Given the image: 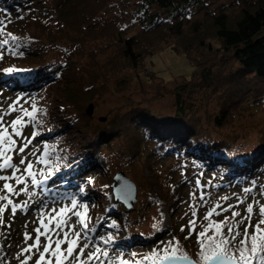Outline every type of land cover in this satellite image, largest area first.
I'll return each mask as SVG.
<instances>
[{"label":"trees","instance_id":"1","mask_svg":"<svg viewBox=\"0 0 264 264\" xmlns=\"http://www.w3.org/2000/svg\"><path fill=\"white\" fill-rule=\"evenodd\" d=\"M116 1L123 9L134 3L133 33L128 34L129 24L121 25L122 15L104 23L94 19ZM207 1L89 0L74 15L73 9L67 12L74 0H0V21H4L0 88L44 104L32 117L36 136L44 139L39 144L55 145L46 153L45 173L54 172L47 183L96 207L89 236L103 252L155 246L173 234L162 223L149 233L138 231L145 210L137 203L127 209L113 199L106 152L116 150L121 162L130 159L128 154L146 153L144 162L164 147L161 156L182 157L187 167L216 176L219 188L234 184L254 188L264 178V0H229L215 7H208ZM197 5L204 9L193 16L191 8ZM165 45L183 53L191 65L189 77L175 75L170 90L162 85L174 95L172 114L132 101L105 116L85 112L90 102L95 111L106 95L126 90L130 80L122 75L127 71L135 77L154 75L145 69L146 59ZM54 51L60 54L57 61L50 58ZM8 68L19 71L8 74L4 71ZM178 76L183 80H176ZM196 89L204 90L210 107L195 106L187 91ZM133 165L127 161L123 169L126 172ZM157 180L148 183V200L165 207L169 200L161 196V189H169L160 181L157 189ZM176 183L174 191L180 180ZM42 196L48 195L43 191ZM169 208L172 215L175 206ZM237 211L244 216L241 208ZM241 217H233L234 224ZM257 220L253 214L251 224ZM248 225L246 221L240 226L241 235L231 244V252L239 254L233 247L245 239ZM10 231L4 237L14 238ZM250 233L245 240L249 248ZM182 238L179 235L185 241ZM6 239L0 237V253L6 249ZM194 257L200 260L199 254Z\"/></svg>","mask_w":264,"mask_h":264},{"label":"rangeland","instance_id":"2","mask_svg":"<svg viewBox=\"0 0 264 264\" xmlns=\"http://www.w3.org/2000/svg\"><path fill=\"white\" fill-rule=\"evenodd\" d=\"M88 1L89 0H74L73 7L69 8L67 12L69 13L73 9L70 13L73 14L74 12L75 15L79 7ZM131 1L134 2L135 0ZM226 1L229 0H210L207 1V6L215 7L220 2ZM134 6V3H132L128 8L123 9L119 5V2L116 1L113 6L107 7L103 11H98L94 19L104 23L114 16L122 15L123 19L121 25L126 26L129 24L130 29L128 34H130L134 32L135 28L133 27L136 26V18H134L131 13L134 10ZM203 9L204 7L198 5L193 6L191 8V10H193V16L200 15ZM64 47L66 46L64 45ZM59 56L60 54L58 51L50 53V58L52 60L57 61ZM145 69L153 71L154 75L135 77L134 72L130 70L124 73L122 76L130 80L129 86L121 93H108L109 95H106L104 100L98 103L97 110L94 111L93 108L95 116H105L107 111L123 107L127 101L148 106L158 113L172 114L174 111V95L170 92H166L164 89L165 87H162V85L165 84L168 87L167 90H170L175 84L173 80L175 75L189 77L191 71L190 62L183 53L175 52L165 45L147 57ZM180 76L176 79L179 82L183 80ZM160 77L162 79H160ZM164 80L166 81L165 83L163 82ZM157 90H159L160 94L157 93ZM203 91V89L187 91L192 94V101L195 103L196 107H206L207 101L205 100ZM32 100L28 95L20 97L17 93L13 94L8 90H3V87L0 88V115L8 113L3 116V121L0 122V132L6 131L3 143L0 144V151L4 153V156H0V163H4V157H11V163L20 169L19 172H16V176L22 177L25 181L24 184L17 185L15 178L11 180H0V196H7L8 199L12 200L13 204L28 203L27 209H18L15 215H13L11 205H8L7 200L0 201V208H4V211L0 212V237L7 238L5 241V243L7 242L5 245L6 251L3 250L2 253H0V264H20V260L28 256L33 257L32 260H29L28 264H34V260L38 258V254H36L34 250L32 252L22 253V249L35 242V237L37 235L35 230L39 228L41 232L40 250H43V245L48 243L47 236L43 235L45 232L44 225L47 226L48 236H51L53 241L51 245L52 250L55 249L56 239H64L63 232L67 231L69 233L68 239H76L74 232H81V238L77 245L74 246L75 251L73 255H81L79 249L83 247L84 243L88 242L91 247L85 250V253L81 256L85 264H121V261H125L127 264H153L166 254L173 255V248L176 249L175 255L186 254L197 260L194 256L201 252L200 241L203 240L206 246L209 243L208 237H212L213 240L218 242L219 237L215 230L216 224L221 225V235L227 236V226L229 224L235 225V222L232 220V212L241 208L244 215H247L245 209L249 203L254 205L253 214L258 217V220L254 224L247 226L248 231H251L250 237L253 235H256L258 238L264 236V224H260V228L262 229L260 233L255 231V226L259 223L260 219H264V217L259 216V207L264 206V195L261 194L264 193L263 177H261L262 180L257 181V186L255 185L254 188H252V186L248 187L247 185L237 186L236 184H234V186L223 185L219 188L216 176H212L208 172H203L202 170L196 171V169L187 167L188 165L185 164L186 161L182 157L173 154L166 157L161 156L164 155V147L156 149L155 152L149 154L144 162L143 157L146 153L140 156L137 155V153H135L134 156L131 155L132 153L130 155L128 154L127 158L131 156L130 159H122L121 162L120 159L117 158V151L115 150L111 153L106 152L108 168L111 169L112 174L120 169L124 170L123 168L124 166L126 167L127 161L134 163L133 169L131 168L129 170L126 168L127 170L126 172L124 170V172L136 184V203L138 205L141 204L145 210L143 214L144 221L139 225L138 231L143 234L149 233L158 223H162L163 226H166L173 234L170 239L167 238L155 246L150 245L144 248L141 245H134L131 249H111L107 252V256L103 255L104 252L99 248L100 252L96 253V257L89 261L87 255L88 251L95 252L93 249L97 248V246H94L91 240L86 241L83 238V225L77 223L80 217L75 216L73 213H82L84 224L90 229L94 217L96 216V207L92 204L84 203L75 193L68 194L62 191L57 192L54 190V187L49 186L48 183L46 185L48 191L45 192L48 196L44 198L45 196H42L43 191L41 188L33 186L31 184V177L24 171L27 164L31 163L33 165L32 171L36 173V178L38 180L42 179L40 173H45L47 168V163L44 162L47 161L46 153L50 150V147L55 146L54 144H39L44 139L41 136H33L35 133L33 130V122L36 123V120L32 116L25 115L24 110L27 109L28 112H32L31 106L35 104L36 113L39 108H43L44 104L41 101L34 102ZM207 105L210 107V102H208ZM10 107H14L15 111L9 112ZM17 116H19L22 121L16 126V131L21 133L20 136H17L12 129V121L15 120ZM9 138L16 142L15 145L10 143ZM22 141L29 142L28 148L25 150V153L22 154L25 159V164L23 165L20 164V159L22 157L18 152V148L22 146ZM249 141H252V137H250ZM114 146L117 148L118 144ZM150 147L151 146H148L147 149ZM148 161L150 162L149 165H147ZM144 165L148 166L149 170H145ZM151 170L157 173V177L152 175ZM13 171L14 169L12 168L0 169V176H12ZM152 177L153 179H158L156 181L157 189L161 188L158 186L160 182L168 186V191H166V188L161 189V193H163L161 196L169 200L167 201L169 205L162 207V202L152 203L148 200V183L153 181ZM179 180V187L177 191H174L173 187H176V182ZM6 183L9 184L14 191L9 192L5 189L4 184ZM25 186H27L29 191L17 194L19 189ZM245 188H251L252 191L250 193H245L243 191ZM30 193H34L35 195H30ZM201 193H203L205 197L203 201L200 199ZM72 198H76L78 201L75 208H72L70 203ZM224 198L227 199L225 200ZM237 198L243 199L244 203L231 210L224 211L229 205H237ZM31 199L33 200L30 201ZM147 201L150 203H146ZM217 203H219L221 207L217 208L216 212L205 220L206 213L215 207ZM84 206H86V208ZM170 206L171 208L175 206L172 215H170ZM62 207L66 208V211L57 217ZM193 212L196 213L195 216L192 215ZM216 213L220 214L217 215ZM5 218L7 221L4 220ZM57 219H63L66 223L63 224L61 228H57ZM190 220H195L194 226H189ZM41 221H43V225ZM209 225H211V227H209ZM181 227L185 229L183 232L181 231ZM170 228H173L174 231ZM205 228L208 229L207 232H205L204 237H200L199 233L204 231ZM10 230L13 231L14 238L8 239V237H4V234H9ZM235 231L234 228L233 234ZM25 233H28L30 237L27 241L24 239ZM89 234L90 232H88V235ZM179 235L182 236L185 241L181 242V240H179ZM186 237L188 238L186 239ZM158 239L159 238L155 239L152 244ZM8 240H10V244ZM235 244L237 247H241L240 243L236 242ZM236 246H234L233 249L236 248V251L239 253V248ZM67 247V243L61 245L62 256L67 255ZM244 247L251 251V248H249L247 244H244ZM231 248L232 245H229L228 250L230 252L227 250L228 254L238 257L239 254L231 252ZM248 250L245 254L251 256L252 253ZM192 254H194V256H192ZM259 255L260 253L253 257L251 264H259ZM71 260L72 258L69 257L63 264H70ZM48 261H51V264H56V258L51 255V250L49 253L45 254V264H47ZM197 261L203 262L200 260Z\"/></svg>","mask_w":264,"mask_h":264},{"label":"snow or ice","instance_id":"3","mask_svg":"<svg viewBox=\"0 0 264 264\" xmlns=\"http://www.w3.org/2000/svg\"><path fill=\"white\" fill-rule=\"evenodd\" d=\"M4 21H0V24H3ZM2 30V29H0ZM3 44H7L8 41L4 40L2 42ZM22 54V53H21ZM6 73L11 74L13 72L19 71L18 69H13V68H8L4 70ZM32 112H28L27 109L24 110V114L28 115V116H33L34 117V113H35V109L36 106L35 104H32ZM15 108L14 107H10L9 112H14ZM8 113H4L3 115H0V122L3 121V116L7 115ZM21 118L19 116H17V118L15 120L12 121V129L14 131V133L17 136H20L21 133H19L18 131H16V126L17 124H20ZM6 135V131L5 132H0V144L3 143L4 137ZM36 133L33 134V136H35ZM10 139V143L15 145V141ZM29 146V142L27 141H22V146H20L18 148V152L21 154V159H20V164L23 165L25 164V159L23 158V155L25 153V150L28 148ZM0 156H4L3 151H0ZM45 163H47V161H44ZM32 167L33 165L31 163L27 164V167L24 169L25 172H27L28 176L31 177V184L33 186H37L39 188H41L42 191L47 192L48 189L46 187L47 182L49 180H51L53 178L54 172L50 169L48 173H44L41 172L40 175L42 177V179H37L36 178V173H34L32 171ZM4 168H12L14 169L12 176H0V180H11L13 178H15V182L17 185L20 184H24L25 181L22 177L20 176H16V172H19L20 169L18 167H16V165L11 163V157H4V163H0V169H4ZM199 183V182H198ZM4 188L7 189L9 192L14 191L9 184H4ZM29 191L27 186L20 188L19 192H17V194L21 193V192H26ZM83 189H80V192L83 193ZM245 193H250L252 191L251 188H245L243 190ZM262 195H264V193H261ZM30 195H35L34 193H30ZM201 201H203L205 199L204 194L201 193L200 196ZM225 200L227 198H224ZM7 200L8 205H11V211L13 213V215H15V213L17 212L18 209H27L28 207V203L25 202L24 204H13L12 200L8 199L7 196H0V201H4ZM238 203L237 205H229L228 208L224 209V211H228L231 210L235 207H238L240 204L244 203V200L241 198H237ZM71 206L72 208H75L77 206V199L76 198H72L71 201ZM86 208V206H84ZM221 207V205L219 203H217L215 205V207H213L212 209H210L206 215H205V220H207L214 212H216V209ZM4 208H0V212H3ZM66 211V208H60L59 213L57 214V217L60 216V214H63ZM253 211H254V205L252 203H249L245 209V212L247 213V215H244L243 217H241V213L237 212V211H233L232 212V216L235 217H241V219L238 221V223H236L235 225L229 224L228 227V235L227 236H223L221 235V225L220 224H216L215 226V230L217 233V236L219 237L218 242L213 240L212 237H208L209 243L207 244V246L205 245V242L203 240L200 241V248H201V252H200V260L204 262V264H251V261L253 259V257H255L258 253H260L259 255V264H264V236H260L259 238L256 235H253L251 237V241H252V245H251V253L252 255H246V249L244 247L245 244V240L248 238V227L244 228L243 231V236L245 237V239L240 240V244L241 247L239 248V256H235V255H230L228 254V246L233 244L237 237H239L241 235V232L239 231V228L241 225H244L245 222L247 221L249 225H251V220H252V215H253ZM75 216L80 217V219L77 221L78 224L83 225V238L86 241H90L92 239V237H90L88 235L89 231H94V229H88V226L86 224H84V220H83V215L80 212H74L73 213ZM217 215H219L220 213H216ZM43 215V214H42ZM193 216L196 215L195 212H193L192 214ZM259 216L260 217H264V206H260L259 207ZM51 219V218H50ZM66 222L63 219H57V223H56V227L57 228H61V226L63 224H65ZM41 224L43 225V221H41ZM260 224H264V219H260L259 223L255 226V231L257 233H260L262 231V229L260 228ZM195 225V220H190L189 221V226H194ZM45 227V232L43 233V235L47 236L48 238V243L43 245V250L41 251V245H40V236H41V232L40 229L37 228L35 231L37 233L36 237H35V242L32 245H28L27 247L22 249V253H28V252H32L33 250L35 251L36 254H38V258L34 260V264H45V254L49 253L51 250V255L54 256L56 258V264H63V262L65 260H68L69 257L72 258V260L70 261V264H85V262L81 259L82 254L85 253V250L90 248V244L88 242L83 244V247H81L79 249V252L81 255H76L74 256L73 253L75 251V245H77L79 239L81 238V232H74V235L76 237V239H68L69 233L67 231L63 232V236L64 239H56L55 240V249L52 250L51 249V245L53 243L51 236H48V228L46 225H44ZM209 227H211V225H209ZM237 229L235 231V233L233 234V229ZM185 229L184 227H181V231L183 232ZM207 228L204 229V231H201L199 233L200 237H204L205 232H207ZM188 237H186L187 239ZM24 239L25 241H27L28 239H30L28 233L24 234ZM101 239H104L103 237H101ZM258 239H259V243H258ZM105 244L109 243V240H104ZM67 243L68 247H67V255L66 256H62L61 255V245ZM172 243V242H169ZM178 243V242H177ZM175 251L176 249L173 248V255L172 256H168L167 254L161 258L162 261H166V260H175V259H180V260H188L187 255H182L180 257H176L175 256ZM100 249L96 248L95 252L93 251H88L87 255H88V260L91 261L96 257V253H99ZM103 255L107 256L108 253L104 252ZM33 257L28 256L25 257L24 259L20 260V264H28L29 260H32ZM47 264H51V261H48ZM121 264H127V262L125 261H121ZM188 264H197V262L195 260H188Z\"/></svg>","mask_w":264,"mask_h":264},{"label":"water","instance_id":"4","mask_svg":"<svg viewBox=\"0 0 264 264\" xmlns=\"http://www.w3.org/2000/svg\"><path fill=\"white\" fill-rule=\"evenodd\" d=\"M93 103L90 102L87 104L85 108V112L88 115L93 113ZM100 120H104V117H99ZM112 197L115 201L120 202L124 205L125 208H131L137 201V192H136V184L134 181L122 170H118L113 173L111 177L110 183ZM172 256V255H168ZM176 257H180L182 255H175ZM188 257V260H195L192 257ZM188 260H166L162 261L159 259L157 262L153 264H188ZM197 264H204V262H199L195 260Z\"/></svg>","mask_w":264,"mask_h":264}]
</instances>
